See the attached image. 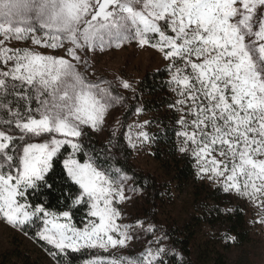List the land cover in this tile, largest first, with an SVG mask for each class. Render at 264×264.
I'll return each instance as SVG.
<instances>
[{
    "label": "snow or ice",
    "instance_id": "snow-or-ice-1",
    "mask_svg": "<svg viewBox=\"0 0 264 264\" xmlns=\"http://www.w3.org/2000/svg\"><path fill=\"white\" fill-rule=\"evenodd\" d=\"M0 36V218L36 229L56 264L70 253L87 254L83 264H168L161 229L120 222L116 205L129 199L134 177L108 166L107 146L101 162L81 142L127 99L112 81L91 78L87 57L97 51L130 43L157 51L176 97L169 105L179 126L176 150L194 159L199 179L264 208V0H0ZM9 40L30 46L7 47ZM120 86L137 91L127 79ZM149 124L127 125L129 147L153 141ZM65 146L71 152L59 194L67 210L33 204L30 197L53 188L49 173ZM78 208L82 227L72 222ZM137 226L152 237L147 247L134 257L112 255L138 238Z\"/></svg>",
    "mask_w": 264,
    "mask_h": 264
},
{
    "label": "trees",
    "instance_id": "trees-1",
    "mask_svg": "<svg viewBox=\"0 0 264 264\" xmlns=\"http://www.w3.org/2000/svg\"><path fill=\"white\" fill-rule=\"evenodd\" d=\"M167 79L163 69L159 73H146L134 86L137 91L135 94L131 92L129 107L124 116L127 121L136 114V107L144 109L143 112L150 121L148 131L154 136L149 156L158 165L155 172H145L132 163V151L123 133L117 134L111 143H102L86 135L84 149L91 154L94 151L103 162L108 154L105 151L107 146L112 156L108 165L122 167L129 176L134 177L132 187L143 194L134 218L154 224L162 230L157 235L167 238L165 242L169 248V256L165 259L168 264H227L228 254L235 250L244 254L250 243L248 220L239 206L234 207L232 195L224 194L217 186L199 179L194 159L176 150L177 139L174 133L179 131V126L175 122V112L169 107L175 97L166 83ZM70 152L68 146L61 149L54 171L49 173V183L53 184V188L37 197H30L33 204L45 203L46 208L55 211L67 210L62 206L64 201L59 193L65 188L66 179L62 160ZM78 159L83 162L84 152L78 154ZM225 209L230 211H224ZM84 213L82 208L73 209L72 222L77 227L83 226ZM207 225L217 227L218 232L205 233ZM35 230L26 227L41 254L37 257L30 256L18 247L11 251L9 258L1 259L0 264H56L50 255L54 249L35 238ZM225 234L235 237V240L226 241ZM93 253L96 254L94 251ZM48 257L49 262L46 261ZM86 258L87 254L70 253L67 258L62 259L61 264H83ZM240 263L237 260L234 264Z\"/></svg>",
    "mask_w": 264,
    "mask_h": 264
},
{
    "label": "rangeland",
    "instance_id": "rangeland-1",
    "mask_svg": "<svg viewBox=\"0 0 264 264\" xmlns=\"http://www.w3.org/2000/svg\"><path fill=\"white\" fill-rule=\"evenodd\" d=\"M0 39H3V37L0 36ZM5 46L12 48L27 47L30 46V43L9 40L5 41ZM36 50L46 54L64 55L63 50L45 49L39 46H36ZM87 59L90 65L89 71L93 74L91 76L92 79L95 80L97 78H102L112 81L114 85V93H119L127 98L120 104L115 105L110 109L106 118V123L100 131H91L86 129L87 135H90V138L102 143L114 141V137L117 134L123 133L126 138L128 131L127 125L142 123L145 120L149 121V119L144 112L140 114L136 113L127 121L124 119L125 111L129 107L128 98L131 95V91L125 90L120 86V79H127L135 86L146 73L157 71L158 69H164L165 62L162 60L160 54L154 49L149 47L139 48L135 43H130L120 49L111 48L105 49L104 51H97L89 54ZM172 94L175 97L173 92ZM133 132H135V129H133ZM84 138L81 141L82 143ZM149 150L150 144L142 148H131L132 163L137 168L145 172H155L158 165L149 156ZM76 158L78 159V155ZM217 158L219 159V157ZM110 166L115 167L114 165ZM206 182L211 186H215L208 181ZM132 188V180H129L125 189L126 196H128L129 199L116 205L122 213L121 223L135 224V222H137L134 218V214L137 211V205H140L141 203L143 194L136 189L133 191ZM175 192L177 195L179 194L176 187ZM232 196L234 207L236 205L239 206L240 210L244 212L245 217L248 220L247 228L251 239L250 243L245 248L244 254H242L239 250H235L231 254L227 255L226 262L227 264H234L237 260H239L241 261L240 264H264V224L259 222L262 216H264V208H261L243 198H236L234 195ZM149 224L150 223L144 222V228H147ZM134 231L136 232L138 238H134L129 241L127 248H117L112 250V255L134 257L139 255L144 248L147 247V241L152 237L148 233L144 232L139 226H137ZM25 232H27L26 228L23 230L13 228L8 225L6 221L0 218V260L9 258L11 256V251L18 247L30 256L37 257L41 254L38 246L33 242L28 233L25 235ZM204 232L207 234L217 233L218 228L207 225L204 228ZM93 251L96 254L109 255L108 253H103L102 250ZM11 258L12 260H16L15 257ZM46 261L49 262L50 257H48V260Z\"/></svg>",
    "mask_w": 264,
    "mask_h": 264
}]
</instances>
